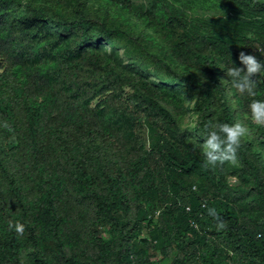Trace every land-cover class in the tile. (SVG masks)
I'll use <instances>...</instances> for the list:
<instances>
[{
  "label": "trees",
  "instance_id": "1",
  "mask_svg": "<svg viewBox=\"0 0 264 264\" xmlns=\"http://www.w3.org/2000/svg\"><path fill=\"white\" fill-rule=\"evenodd\" d=\"M199 3L223 15L215 33L166 0H0V264H158L150 245L168 264H264V122L249 107L264 101V0ZM241 52L261 64L252 96L228 70L247 74ZM238 122L221 162L220 124Z\"/></svg>",
  "mask_w": 264,
  "mask_h": 264
},
{
  "label": "clouds",
  "instance_id": "2",
  "mask_svg": "<svg viewBox=\"0 0 264 264\" xmlns=\"http://www.w3.org/2000/svg\"><path fill=\"white\" fill-rule=\"evenodd\" d=\"M239 58L241 61H243L244 64L247 65V74H241V69L235 67L229 68L228 70L234 76H240V80L237 81V87L241 92H244V90L247 89V92L250 96L255 95V93L253 92L254 84L249 82V74L256 73L257 71H259L261 64L257 61L256 56L252 54L245 55L244 52H241ZM249 107L254 118L257 121L264 122V101L253 100L251 101ZM220 127L222 128L223 132L226 133L225 139L227 141V151L224 153L223 157L220 158L221 162H223L224 160H231L235 162L236 149L240 146L241 137L248 132V129L242 123L239 122L231 125L223 123L220 124ZM206 146L207 149L211 150H215L218 148L219 144L215 132H211L209 134L208 139L206 141ZM207 158L208 163L212 165H215L218 159L212 151H207ZM234 180L235 177H230V181L234 182ZM209 215L219 219L215 208L209 209ZM9 226L14 227L18 233H23L24 231V225L21 223H16L15 225H13L10 221ZM225 226L226 225L224 224V222L220 221L218 224V229H222Z\"/></svg>",
  "mask_w": 264,
  "mask_h": 264
},
{
  "label": "rangeland",
  "instance_id": "3",
  "mask_svg": "<svg viewBox=\"0 0 264 264\" xmlns=\"http://www.w3.org/2000/svg\"><path fill=\"white\" fill-rule=\"evenodd\" d=\"M171 7L176 8L182 15V22L189 28L192 32L195 33H215L220 27V19L223 16L218 8H215L212 4L207 3L204 5L197 4L196 6L190 5L189 2L192 0H166ZM158 2V0H132V3L136 6H150L152 3ZM195 9V10H194ZM260 51L258 45H255L254 52ZM261 53V52H259ZM191 118L188 117L186 123L190 122ZM142 140L146 148H150L155 141L154 131L147 126L144 132L142 133ZM233 182V181H232ZM155 209L153 206L144 205L143 216L147 218L145 224L148 223V219L152 216ZM151 226V225H150ZM149 233L147 230L142 232L141 237L147 238ZM151 259L158 264H168L162 259L161 253L158 248L154 245L147 247Z\"/></svg>",
  "mask_w": 264,
  "mask_h": 264
},
{
  "label": "built area",
  "instance_id": "4",
  "mask_svg": "<svg viewBox=\"0 0 264 264\" xmlns=\"http://www.w3.org/2000/svg\"><path fill=\"white\" fill-rule=\"evenodd\" d=\"M191 223H194V222H191Z\"/></svg>",
  "mask_w": 264,
  "mask_h": 264
}]
</instances>
